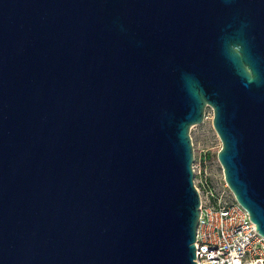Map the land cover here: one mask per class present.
Masks as SVG:
<instances>
[{
    "label": "water",
    "instance_id": "obj_1",
    "mask_svg": "<svg viewBox=\"0 0 264 264\" xmlns=\"http://www.w3.org/2000/svg\"><path fill=\"white\" fill-rule=\"evenodd\" d=\"M208 108L264 237V0H0V264H197Z\"/></svg>",
    "mask_w": 264,
    "mask_h": 264
},
{
    "label": "built area",
    "instance_id": "obj_2",
    "mask_svg": "<svg viewBox=\"0 0 264 264\" xmlns=\"http://www.w3.org/2000/svg\"><path fill=\"white\" fill-rule=\"evenodd\" d=\"M193 171L201 211L195 242L197 264H264V237L236 201L223 170L218 178L195 161Z\"/></svg>",
    "mask_w": 264,
    "mask_h": 264
},
{
    "label": "rangeland",
    "instance_id": "obj_3",
    "mask_svg": "<svg viewBox=\"0 0 264 264\" xmlns=\"http://www.w3.org/2000/svg\"><path fill=\"white\" fill-rule=\"evenodd\" d=\"M195 161L207 166L212 174L220 178L222 169L217 158L221 149V142L213 128V111L208 108L203 125L195 126L191 130Z\"/></svg>",
    "mask_w": 264,
    "mask_h": 264
}]
</instances>
